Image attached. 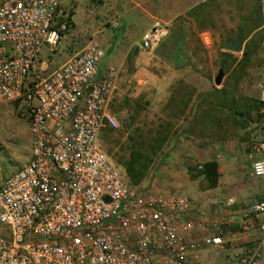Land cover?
<instances>
[{
  "label": "built area",
  "instance_id": "built-area-1",
  "mask_svg": "<svg viewBox=\"0 0 264 264\" xmlns=\"http://www.w3.org/2000/svg\"><path fill=\"white\" fill-rule=\"evenodd\" d=\"M62 1L0 0V103L24 106L29 138L27 161L0 183V264H187L222 246L193 236L204 227L188 219L185 197L138 191L101 150L98 133L117 127L107 110L117 71L101 67L93 38L46 76L30 75L41 49H58ZM167 35L154 21L139 48L152 51ZM246 158L249 177L264 179V131ZM241 230L259 236L231 264H261L264 198L246 207Z\"/></svg>",
  "mask_w": 264,
  "mask_h": 264
},
{
  "label": "rangeland",
  "instance_id": "rangeland-1",
  "mask_svg": "<svg viewBox=\"0 0 264 264\" xmlns=\"http://www.w3.org/2000/svg\"><path fill=\"white\" fill-rule=\"evenodd\" d=\"M87 4L91 13L100 17L105 32L103 36L108 38L102 39L103 36L99 35L98 39L107 45L115 29L110 23L119 21V13L115 10L124 8V0H87ZM132 4L130 2L129 6ZM71 10H65L61 20H57L61 22L67 14L71 16ZM73 11L74 31L70 25L59 32L63 38L52 54L41 49L30 72L33 77H44L55 68L59 48L69 47L77 51L92 35V28L81 31L84 23L80 20V7L76 5ZM176 19L181 25L180 37L175 42L174 51L169 50L163 57L162 47L170 39L169 35L149 52L141 51L140 39L135 38L132 54L126 57L122 72L125 78L121 93L111 107L117 127L102 129L97 142L123 174L122 165L130 149L143 144L138 148L148 157L152 156V160L146 177L135 186L136 189L165 197L183 196L191 208L190 197L206 188L200 167L205 159L202 145L207 137L225 142L231 140L246 148L249 140L247 128L263 103L260 94L264 88V0H204L187 12V18ZM237 34L241 35L239 51L225 50V43L233 42ZM115 41H112L113 46ZM137 52L141 54L136 73L133 58ZM163 64H172L173 69L163 70ZM220 64L223 75L220 84L215 86L213 80ZM186 79L190 81L187 83ZM23 107L18 102L0 103V183L28 156V126ZM180 127H186L183 137L194 142L201 156L192 159V163L185 167L189 181L183 183L181 177H177V184L171 182L167 188L159 182V176L163 166L166 175L174 170L179 172L171 162L181 150L174 147ZM162 137H165L164 143L151 155L147 146ZM244 153L246 156V151ZM259 181L264 182V179ZM233 252L223 256L229 258ZM262 257L264 259V250Z\"/></svg>",
  "mask_w": 264,
  "mask_h": 264
},
{
  "label": "crops",
  "instance_id": "crops-1",
  "mask_svg": "<svg viewBox=\"0 0 264 264\" xmlns=\"http://www.w3.org/2000/svg\"><path fill=\"white\" fill-rule=\"evenodd\" d=\"M126 1L124 0L125 5H123V9L118 8L115 10L116 13H119L117 16L119 21L116 22L118 26L114 27L115 29H113V33L109 36V43H107V45L102 43L101 38L98 39V36H103L105 32L104 29L101 28L102 23L99 19L100 17H96L91 13L87 0H63L60 5V11L62 13L68 8H72L70 16L72 25L71 31H74L75 28V20H73L75 14L73 9L76 5L80 7V20L84 23V27L81 31L84 30L83 32H85L86 29L92 28V35L88 38H93L104 53L101 67L112 66L117 71L114 90L110 102L107 105V110L110 114L112 112V104L116 101L122 90L121 86L125 78L122 72L124 71L126 57L132 54L131 48L135 46L133 45L135 44V38L140 39L141 34L146 31L154 21L165 22L168 25V35L170 39L162 47L161 57L169 52V50L173 52L175 42L177 38L180 37L179 26H181L176 18H187V12L193 7L203 3L204 0ZM130 2L133 3L131 6H129ZM111 24L112 22L110 26ZM103 37L102 39L108 38V36ZM62 38L63 36H61V39ZM125 38L129 39L128 41L130 42L128 43ZM114 40L116 41L113 46L112 41ZM179 47L180 43L177 44V48ZM73 53L74 50L72 48H59L55 68L65 62ZM140 54L141 52H137L133 58V68L136 69V73L139 71L137 68L139 67L138 60ZM162 68L163 70L164 68L173 69V65L163 64ZM189 81V79L185 80L187 83ZM189 123L188 121L187 124ZM209 128H211V126ZM247 131L249 132V140L260 138L264 131V108H260L255 112V117H253L252 121L249 123ZM186 132V127H180L177 131L179 139L176 140L174 144V147H179L181 150H179V156L174 158V161L171 163L172 167H178L179 172L174 170L175 172L172 171L166 175V171H163V169L166 168L165 166H163L162 172H160L161 176H159V182L163 183L164 187L167 186L168 188L171 182H175L174 185H176V182H178L177 177H181L180 181L182 182L189 181L185 167L192 163V159H199L201 156L199 150L197 151V148H195L197 146L194 145V142H190L183 137V134ZM222 140L223 139L213 140L212 137L208 136L202 145L203 155L205 157L203 162L213 161L217 167L216 172L218 177L214 188H205L190 197L192 204L187 217L192 222L201 224L204 227L203 232L194 231V237H200L202 234L214 235L218 236L223 244L220 247H210L200 251V253L196 254L194 257H190L187 264H231L232 261L230 257L227 258L223 255L229 251L236 252L251 248L259 236L257 233H244L241 230V219L246 207L250 203L264 198V182H260L259 180L261 179L249 177L250 164L246 160L244 153L246 148L243 147L241 143L239 146L238 144L232 143L231 140H227L226 142ZM27 159L28 156L26 161ZM245 164L247 167H245ZM178 185H180V183ZM211 225L213 226L212 229H210ZM261 264H264L263 257L261 259Z\"/></svg>",
  "mask_w": 264,
  "mask_h": 264
},
{
  "label": "trees",
  "instance_id": "trees-1",
  "mask_svg": "<svg viewBox=\"0 0 264 264\" xmlns=\"http://www.w3.org/2000/svg\"><path fill=\"white\" fill-rule=\"evenodd\" d=\"M63 21L66 24V29L69 28L71 25L70 14H67L66 17H64ZM245 53L246 52H244V54ZM223 62L224 61L222 58L221 63ZM259 108H264V104H260ZM164 140L165 137H162L161 139H155L153 141V145L147 146L150 147L148 152L152 153L151 155H153L154 150H156L157 147H160L164 143ZM142 146L143 144H138L137 149H130L128 158L126 162L122 165L124 175L131 186H137L146 177L149 164L152 160V156L148 157L144 152L140 150V148H138ZM200 168V176L204 179L206 183V188H214L218 177V174L216 172V164L213 161L204 162Z\"/></svg>",
  "mask_w": 264,
  "mask_h": 264
},
{
  "label": "water",
  "instance_id": "water-1",
  "mask_svg": "<svg viewBox=\"0 0 264 264\" xmlns=\"http://www.w3.org/2000/svg\"><path fill=\"white\" fill-rule=\"evenodd\" d=\"M241 45V35L237 34L233 42H226L225 43V50L231 51V52H238ZM223 75L222 71V64H220V67L217 71L216 76L214 77V85L218 86L220 84L221 78Z\"/></svg>",
  "mask_w": 264,
  "mask_h": 264
}]
</instances>
